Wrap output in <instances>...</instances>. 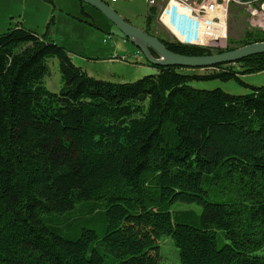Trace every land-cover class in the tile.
Segmentation results:
<instances>
[{
	"label": "trees",
	"instance_id": "trees-1",
	"mask_svg": "<svg viewBox=\"0 0 264 264\" xmlns=\"http://www.w3.org/2000/svg\"><path fill=\"white\" fill-rule=\"evenodd\" d=\"M260 42L250 32L241 46ZM51 60L59 93L45 85ZM153 67L107 82L47 33L0 35V264H160L167 237L181 264H264V86L241 81L264 72V54L209 74ZM213 79L251 92L191 86Z\"/></svg>",
	"mask_w": 264,
	"mask_h": 264
},
{
	"label": "rangeland",
	"instance_id": "rangeland-1",
	"mask_svg": "<svg viewBox=\"0 0 264 264\" xmlns=\"http://www.w3.org/2000/svg\"><path fill=\"white\" fill-rule=\"evenodd\" d=\"M102 1L134 27L141 30L150 27L155 36L187 46L191 45L183 41L180 30L185 28V22L189 25L192 22L201 31L205 44H208L207 49L214 54L227 50L230 45L242 47V40L250 32L264 33V0H198L200 9L213 12L211 20L218 23L214 25L206 17H199L194 11L179 10L175 5L168 8L163 18L155 9V15L147 24L148 17L152 15L148 0ZM84 13L89 14L90 18ZM182 17L188 21L182 20ZM19 23L26 28L30 24L31 29L40 36L47 33L56 44L71 53L76 66L98 80L123 84L157 73V69L109 19L80 1L0 0V35ZM49 66L51 74L46 77L45 85L49 91L59 93L62 81L58 60H51ZM196 71L199 74L214 72L213 69ZM182 72L191 74L193 70L182 69ZM241 81L249 86H264V72L242 76ZM191 86L204 90L221 89L233 95L251 92V89L235 80L193 81ZM160 246V264H181L179 250L171 238L162 239Z\"/></svg>",
	"mask_w": 264,
	"mask_h": 264
},
{
	"label": "water",
	"instance_id": "water-1",
	"mask_svg": "<svg viewBox=\"0 0 264 264\" xmlns=\"http://www.w3.org/2000/svg\"><path fill=\"white\" fill-rule=\"evenodd\" d=\"M89 5L109 19L114 26L143 54L153 66H175L183 69H212L218 65L236 64L246 58L264 54V42L250 44L232 51L209 56L190 57L176 54L166 48L159 38L130 24L108 3L102 0H77ZM154 53L156 56H154Z\"/></svg>",
	"mask_w": 264,
	"mask_h": 264
},
{
	"label": "built area",
	"instance_id": "built-area-1",
	"mask_svg": "<svg viewBox=\"0 0 264 264\" xmlns=\"http://www.w3.org/2000/svg\"><path fill=\"white\" fill-rule=\"evenodd\" d=\"M113 3H115L117 0H111ZM148 4L151 9H156L157 12L161 13L163 18L165 12L168 10V8L172 5H175L176 7L180 9H185L186 11H194L197 13V16L199 17H206L209 21H211V25L218 24L215 23L212 19L213 12H207V10H203L199 8V2L198 0H148ZM182 20L188 21V19H185L182 17ZM196 21V20H195ZM182 33L183 41L187 42L191 46H198L201 48H208V44H205V39H203V36L201 35V31H198L195 28V24L191 22V25H189L188 22H185V28H182L180 30ZM212 45V44H211ZM209 45V47L211 46Z\"/></svg>",
	"mask_w": 264,
	"mask_h": 264
},
{
	"label": "flooded vegetation",
	"instance_id": "flooded-vegetation-1",
	"mask_svg": "<svg viewBox=\"0 0 264 264\" xmlns=\"http://www.w3.org/2000/svg\"><path fill=\"white\" fill-rule=\"evenodd\" d=\"M150 23V21H148L147 20V24H149ZM152 23V22H151ZM146 33H148V34H150V35H152V36H154V37H157L158 38V36H155V34H152V32L150 31V27H146L145 29H143Z\"/></svg>",
	"mask_w": 264,
	"mask_h": 264
},
{
	"label": "crops",
	"instance_id": "crops-1",
	"mask_svg": "<svg viewBox=\"0 0 264 264\" xmlns=\"http://www.w3.org/2000/svg\"><path fill=\"white\" fill-rule=\"evenodd\" d=\"M119 2V0H117L115 3H118ZM151 14H152V12H151ZM27 26H28V28H32V26L30 25V24H27Z\"/></svg>",
	"mask_w": 264,
	"mask_h": 264
}]
</instances>
